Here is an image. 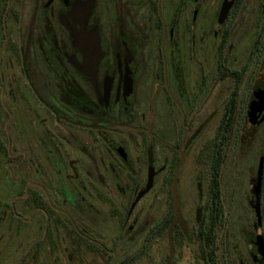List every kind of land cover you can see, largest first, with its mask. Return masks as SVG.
<instances>
[{
  "label": "flooded vegetation",
  "instance_id": "obj_1",
  "mask_svg": "<svg viewBox=\"0 0 264 264\" xmlns=\"http://www.w3.org/2000/svg\"><path fill=\"white\" fill-rule=\"evenodd\" d=\"M0 264H264V0H0Z\"/></svg>",
  "mask_w": 264,
  "mask_h": 264
},
{
  "label": "water",
  "instance_id": "obj_2",
  "mask_svg": "<svg viewBox=\"0 0 264 264\" xmlns=\"http://www.w3.org/2000/svg\"><path fill=\"white\" fill-rule=\"evenodd\" d=\"M81 43L84 47V50L87 52V54H89V58L87 59V69L96 68L97 66L96 60H97V53H98L97 43L94 42L93 40L91 41L85 38H82ZM176 178H177V171L174 175L173 184H172L173 213H174V219H173L172 224L180 220L179 203H178V196H177V191H176ZM150 180L151 178H149V184L147 186L146 191L150 187ZM146 191H144L143 193H145ZM143 193L141 194V196L143 195Z\"/></svg>",
  "mask_w": 264,
  "mask_h": 264
},
{
  "label": "rangeland",
  "instance_id": "obj_3",
  "mask_svg": "<svg viewBox=\"0 0 264 264\" xmlns=\"http://www.w3.org/2000/svg\"><path fill=\"white\" fill-rule=\"evenodd\" d=\"M149 196H150V195H148L147 197H145V199H143V201L145 200L144 202H146L147 200H149V198H150ZM148 197H149V198H148ZM144 202L139 203L138 208L141 207V205H142ZM92 215H94V214H92ZM91 219H94V218H91Z\"/></svg>",
  "mask_w": 264,
  "mask_h": 264
}]
</instances>
